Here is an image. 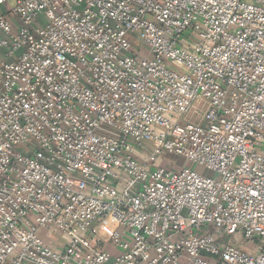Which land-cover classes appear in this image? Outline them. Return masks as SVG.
Segmentation results:
<instances>
[{"label": "built area", "instance_id": "built-area-1", "mask_svg": "<svg viewBox=\"0 0 264 264\" xmlns=\"http://www.w3.org/2000/svg\"><path fill=\"white\" fill-rule=\"evenodd\" d=\"M0 264H264V0H0Z\"/></svg>", "mask_w": 264, "mask_h": 264}, {"label": "rangeland", "instance_id": "rangeland-1", "mask_svg": "<svg viewBox=\"0 0 264 264\" xmlns=\"http://www.w3.org/2000/svg\"><path fill=\"white\" fill-rule=\"evenodd\" d=\"M133 44L136 46L138 44V41L134 40ZM142 48V47H141ZM146 52V50H145ZM204 108V104H196V106L194 107V109L191 112V118H193L194 122H199L200 118H201V114H202V109ZM169 163H172L174 165H180V166H188L189 162L187 160H184L182 158H177L174 156H167L166 158ZM198 171H202V169H198ZM109 230H112V228H109Z\"/></svg>", "mask_w": 264, "mask_h": 264}, {"label": "clouds", "instance_id": "clouds-1", "mask_svg": "<svg viewBox=\"0 0 264 264\" xmlns=\"http://www.w3.org/2000/svg\"><path fill=\"white\" fill-rule=\"evenodd\" d=\"M106 225H107V226H105V225H101V226L97 229V231H98V233H99L100 235H105V234H107L109 228H115V226L117 225V221L114 220L111 216H109V217L107 218Z\"/></svg>", "mask_w": 264, "mask_h": 264}]
</instances>
